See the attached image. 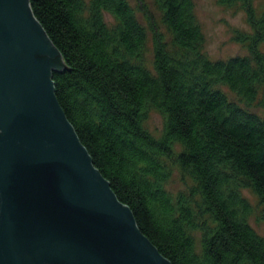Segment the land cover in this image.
<instances>
[{"label":"trees","instance_id":"obj_1","mask_svg":"<svg viewBox=\"0 0 264 264\" xmlns=\"http://www.w3.org/2000/svg\"><path fill=\"white\" fill-rule=\"evenodd\" d=\"M250 1L219 0L248 10L253 35L238 41L249 54L213 61L194 0H153L160 18L146 11L149 28L129 0H30L66 64L53 73L61 107L172 264H264V234L241 193L252 189L264 206V117L251 111L264 110V12L256 17ZM151 110L164 119L159 138L146 127ZM169 162L194 181L176 196L166 188Z\"/></svg>","mask_w":264,"mask_h":264},{"label":"water","instance_id":"obj_2","mask_svg":"<svg viewBox=\"0 0 264 264\" xmlns=\"http://www.w3.org/2000/svg\"><path fill=\"white\" fill-rule=\"evenodd\" d=\"M65 68L30 0H0V264H172L68 120Z\"/></svg>","mask_w":264,"mask_h":264},{"label":"rangeland","instance_id":"obj_3","mask_svg":"<svg viewBox=\"0 0 264 264\" xmlns=\"http://www.w3.org/2000/svg\"><path fill=\"white\" fill-rule=\"evenodd\" d=\"M133 7L137 10L140 21L149 28V20L145 13H148L157 21L160 15L154 6L153 0H129ZM195 12L200 27L204 35L203 52L213 61L228 60L237 56H245L249 54L248 41L239 42L238 37L241 35H253V28L249 21L248 10L244 8L242 3L226 6L219 3V0H194ZM249 6V5H248ZM254 10L256 17H261L264 12V0H251L249 9ZM106 20L112 23V18L106 15ZM161 30L165 31L162 27ZM151 31L149 33V46L146 56V65L152 69V43ZM167 36V35H166ZM264 51V43L259 45ZM230 99L237 100L235 95L226 90ZM251 111L264 117V110L258 107L251 108ZM148 130L156 137H161L164 127L163 116L157 110H151L149 118L146 122ZM171 166V178L166 184V188L176 196L180 192H184L194 184V181L177 165ZM185 178V179H184ZM242 195L248 199L253 206L254 212L249 218L250 225L260 235L264 234V206L259 202L258 196L250 188L242 189ZM200 235V234H199Z\"/></svg>","mask_w":264,"mask_h":264}]
</instances>
